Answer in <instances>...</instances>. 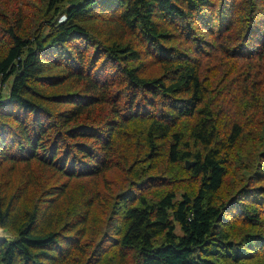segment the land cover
<instances>
[{
    "label": "trees",
    "instance_id": "16d2710c",
    "mask_svg": "<svg viewBox=\"0 0 264 264\" xmlns=\"http://www.w3.org/2000/svg\"><path fill=\"white\" fill-rule=\"evenodd\" d=\"M0 227V264H264V0H0Z\"/></svg>",
    "mask_w": 264,
    "mask_h": 264
},
{
    "label": "water",
    "instance_id": "95a60500",
    "mask_svg": "<svg viewBox=\"0 0 264 264\" xmlns=\"http://www.w3.org/2000/svg\"><path fill=\"white\" fill-rule=\"evenodd\" d=\"M9 237L7 230L0 227V240L6 239Z\"/></svg>",
    "mask_w": 264,
    "mask_h": 264
},
{
    "label": "built area",
    "instance_id": "2783aa9c",
    "mask_svg": "<svg viewBox=\"0 0 264 264\" xmlns=\"http://www.w3.org/2000/svg\"><path fill=\"white\" fill-rule=\"evenodd\" d=\"M63 19H64V17H63ZM63 19H61V20H63Z\"/></svg>",
    "mask_w": 264,
    "mask_h": 264
},
{
    "label": "rangeland",
    "instance_id": "374dc122",
    "mask_svg": "<svg viewBox=\"0 0 264 264\" xmlns=\"http://www.w3.org/2000/svg\"><path fill=\"white\" fill-rule=\"evenodd\" d=\"M3 87V86H2ZM6 90V89H5ZM3 91H4V89H3Z\"/></svg>",
    "mask_w": 264,
    "mask_h": 264
}]
</instances>
